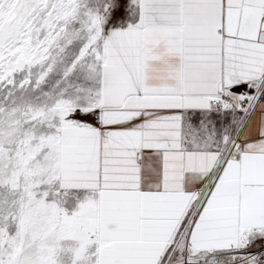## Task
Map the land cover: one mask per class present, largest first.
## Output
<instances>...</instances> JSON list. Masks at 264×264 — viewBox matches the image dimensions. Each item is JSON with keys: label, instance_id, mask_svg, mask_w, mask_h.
Returning a JSON list of instances; mask_svg holds the SVG:
<instances>
[{"label": "snow or ice", "instance_id": "snow-or-ice-1", "mask_svg": "<svg viewBox=\"0 0 264 264\" xmlns=\"http://www.w3.org/2000/svg\"><path fill=\"white\" fill-rule=\"evenodd\" d=\"M0 264H264V0H0Z\"/></svg>", "mask_w": 264, "mask_h": 264}]
</instances>
